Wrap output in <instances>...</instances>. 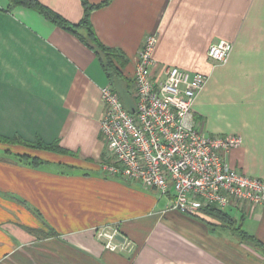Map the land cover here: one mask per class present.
<instances>
[{
	"label": "crops",
	"instance_id": "0c3cea01",
	"mask_svg": "<svg viewBox=\"0 0 264 264\" xmlns=\"http://www.w3.org/2000/svg\"><path fill=\"white\" fill-rule=\"evenodd\" d=\"M37 1L72 24L83 19V0ZM9 5L0 0V264H264V253L211 225L201 208L184 214L170 208L172 196L108 177L101 134V89L112 86L134 110L139 51L156 33V73L207 77L195 124L208 137L242 136L227 161L264 182V0H110L91 22L128 61L114 81L76 35ZM220 41L234 47L216 65L208 51ZM234 211L264 245V204ZM105 229L125 237L116 251L99 237Z\"/></svg>",
	"mask_w": 264,
	"mask_h": 264
},
{
	"label": "built area",
	"instance_id": "2783aa9c",
	"mask_svg": "<svg viewBox=\"0 0 264 264\" xmlns=\"http://www.w3.org/2000/svg\"><path fill=\"white\" fill-rule=\"evenodd\" d=\"M156 33L147 35L133 76L134 110L128 109L112 86L101 89L106 113L101 134L110 151L103 165L107 176L141 183L161 196H172L171 209L193 215L202 206L248 214L264 204V182L232 168L227 155L240 148V135L205 136L194 121L196 98L207 77L178 67L156 73ZM233 43L211 45L216 65L228 61ZM164 76V77H163ZM106 247L116 251L118 229L100 230Z\"/></svg>",
	"mask_w": 264,
	"mask_h": 264
},
{
	"label": "trees",
	"instance_id": "16d2710c",
	"mask_svg": "<svg viewBox=\"0 0 264 264\" xmlns=\"http://www.w3.org/2000/svg\"><path fill=\"white\" fill-rule=\"evenodd\" d=\"M9 1H10V5L8 11L12 10L17 6L32 8L37 12H39L41 15H43L45 18H47L53 24L76 35L88 47H90L92 50L95 51V53L99 57V60L103 68L105 69V72L112 81L122 77L121 68L125 67L128 61L125 59L122 53L114 49L107 48L100 41L91 22L92 12L99 8L104 7L110 2V0H107L97 5L90 4L87 0H83L84 16L79 24L70 23L62 15L53 11L48 6L40 3L37 0H9ZM116 93L120 96L118 91H116ZM120 98L123 101L121 96ZM124 105L127 108H129L128 105L126 104ZM53 148L60 150L59 145H55ZM34 163L37 165L39 164L37 161H35ZM201 209L204 212V214L207 216V219L204 220H207L211 225L213 226L217 225L233 230L236 237H238L242 243L257 248L262 253H264V245H262L259 241H257L255 237L245 232L242 229V227L237 223V221L227 211L220 209L216 205H210V204L202 206ZM49 234L50 236L56 235V233L52 231V229Z\"/></svg>",
	"mask_w": 264,
	"mask_h": 264
},
{
	"label": "water",
	"instance_id": "95a60500",
	"mask_svg": "<svg viewBox=\"0 0 264 264\" xmlns=\"http://www.w3.org/2000/svg\"><path fill=\"white\" fill-rule=\"evenodd\" d=\"M116 239H117L118 241H121V242H124V241H125V237H123L121 234H118V235L116 236Z\"/></svg>",
	"mask_w": 264,
	"mask_h": 264
},
{
	"label": "rangeland",
	"instance_id": "374dc122",
	"mask_svg": "<svg viewBox=\"0 0 264 264\" xmlns=\"http://www.w3.org/2000/svg\"><path fill=\"white\" fill-rule=\"evenodd\" d=\"M227 212L230 213L231 215H235V213H236L234 210H230V209L227 210ZM228 229H229V228H228Z\"/></svg>",
	"mask_w": 264,
	"mask_h": 264
}]
</instances>
